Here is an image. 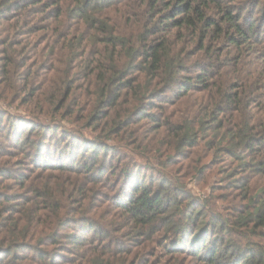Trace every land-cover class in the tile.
Segmentation results:
<instances>
[{
    "label": "trees",
    "instance_id": "trees-1",
    "mask_svg": "<svg viewBox=\"0 0 264 264\" xmlns=\"http://www.w3.org/2000/svg\"><path fill=\"white\" fill-rule=\"evenodd\" d=\"M8 31L12 40L0 39V85L11 76L23 103L38 98L34 83L46 61L39 44L27 39L36 34L57 60L79 56L76 67L86 72L83 77L94 76L99 92L79 121L70 119L79 110L75 87L66 83L63 94L57 88L60 99L53 95L50 101L65 109L70 126L0 112L2 142L62 179L60 199L49 188L28 186L34 195L29 202L40 205L43 217L54 219L64 210L30 243L4 242L0 264H264V0H0V33ZM48 69L40 68L41 79ZM129 91L139 104L120 123L116 108ZM167 97L193 101L191 119L168 128L177 136L183 132L176 154L167 158L205 139L207 122L231 121L221 135L227 144L213 126L206 144L247 157L239 160L243 171L262 173L263 182L245 195L244 209L222 213L205 201L192 203L178 179L175 184L160 176L154 183L139 162L111 143L137 118L156 125L155 110ZM8 171L0 168V182ZM131 240L137 241L135 251ZM72 251L76 260L64 258ZM129 255L133 259L124 260ZM186 255L190 260L180 262L177 256Z\"/></svg>",
    "mask_w": 264,
    "mask_h": 264
},
{
    "label": "rangeland",
    "instance_id": "rangeland-1",
    "mask_svg": "<svg viewBox=\"0 0 264 264\" xmlns=\"http://www.w3.org/2000/svg\"><path fill=\"white\" fill-rule=\"evenodd\" d=\"M12 36L9 31L7 35L5 32L0 33V39L5 40L7 38L8 42L12 40ZM27 39L31 42L35 40L39 44V47L43 49L41 58H45L46 61L42 63L40 68L47 67L49 69L44 79H41V71H39L40 68L38 69L39 77H37V81L34 83V86L39 89L35 93L38 98L26 103H23L19 99L24 93L19 88L14 89L12 83L13 78L11 76L8 77L9 83L4 88L0 85V112L26 114L25 116L27 118H32V120L34 119L38 123L60 122L61 124L70 126L71 121L69 120L68 122L62 117L65 109H57L59 104L55 103V101L60 99V94H63L64 87L68 83L75 87L72 92L77 94L76 97L79 100V110L77 112L76 109L70 119L78 118L80 115L88 116L93 109L91 105L95 101L96 93L99 92V85L97 86L94 83V76L92 74L83 77L86 72L83 69H79V66L76 67L74 58L78 60L79 56L72 54L69 56L71 59L70 62H67V59L60 61L44 45L42 35H31ZM4 48L0 49V51L5 50ZM53 55V70L50 72L51 63L48 62V58ZM29 57L30 55L28 54L27 59ZM4 68L0 63V72ZM143 87L146 88V84ZM57 88L61 89L60 94L57 93ZM53 95H55V101L51 102L50 99ZM15 96L17 99H14ZM25 96L28 95L26 94ZM132 96L133 93L129 91L117 105L115 113L120 123L139 104L136 98ZM167 98L169 99L168 102L160 106L162 110L160 112L155 110L154 115L158 119L156 125H152L151 121L137 118L139 121L127 127V130L123 133L120 140L114 139L111 140V143L116 144L119 151L130 154L133 159L139 162L142 170L147 172L149 179L151 178L154 183L160 176L164 180L172 178L175 184H178V182L174 180L178 179L185 188L184 190H187L191 195L192 203L197 201L198 203H202V201H205L211 210L222 213L231 210V207L235 206L244 209L243 206L246 204L244 197L250 193L253 194L256 188L263 182L262 173L249 170L243 171L246 170L245 162L240 164L239 160H250L245 159L247 157L242 158L237 152L235 155H232L228 151L221 149L218 151L213 150L206 144L207 141L212 140V134L216 132L212 126L217 127L219 131L217 135L221 141V135L225 134V130L231 124V121L224 118L221 120V115H219L221 126L219 124L210 125L207 122V125H204L206 129L203 130L206 138L198 139L192 144L190 143V145H194L192 147H185L184 151L178 157L174 158L172 156L177 152V145L175 144L183 130L177 136L175 133H171L168 128H173L170 125L171 123H181L191 119V115L187 113V110L193 101H186L185 99H176L173 101L171 97ZM62 99L63 97H61ZM70 107L72 106L70 105ZM196 118L197 116H194L192 120L196 121ZM84 119L85 117H80L79 121H84ZM108 120H111V118ZM196 127L197 125H195ZM86 133L88 135L96 134L89 130H86ZM2 141L0 139V142ZM221 143L227 144V138L225 137ZM1 144L4 151L2 153L3 155H0V161L3 160L0 163V168L6 167L9 171L0 182V195L4 193L8 198L6 200V197L2 198L0 196V247L4 242L15 238L23 240L25 243H30L33 234H35V239L42 235L40 229L43 224L45 226L55 223L63 215L64 210H60L54 219L50 215L48 217L41 216L42 210L40 205L29 202L30 199L34 198V195L30 193L28 186H36L40 190L49 188L55 191V198L60 199L59 188L62 179L59 177L58 171H47L44 168L39 169L37 164L32 166L31 161L26 159L16 148L3 142ZM145 149L147 151L142 155L141 152ZM166 153L172 154V156L167 158L168 154ZM237 164L243 168L242 171L236 168ZM198 169L199 171L196 172ZM19 177L22 179L18 180ZM23 182H25L24 187H22ZM86 215L89 216V213H86ZM30 227L34 229L30 231ZM25 235L26 238H23ZM159 239L162 238L160 237ZM131 242L134 244L133 248L129 244L127 246L129 249L132 248V251H135L138 248L136 247L137 241L131 240ZM153 247L154 245L150 247V252L153 251ZM23 252L28 251L23 249ZM68 256H70L71 260L77 259L73 251L70 254H64V258H68ZM149 256L147 255V259ZM177 257L180 262L184 261L186 263L190 260L187 258V255L184 260L181 256ZM117 259L121 258L118 257ZM127 259L132 260V255H129L124 260ZM19 264L31 263L29 261H23ZM116 264H121V262L117 261Z\"/></svg>",
    "mask_w": 264,
    "mask_h": 264
}]
</instances>
